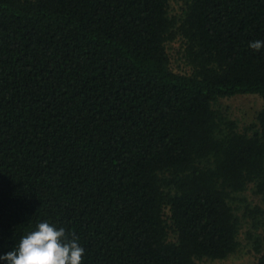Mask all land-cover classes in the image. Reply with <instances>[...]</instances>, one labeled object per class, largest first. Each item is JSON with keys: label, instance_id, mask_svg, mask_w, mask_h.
Masks as SVG:
<instances>
[{"label": "trees", "instance_id": "16d2710c", "mask_svg": "<svg viewBox=\"0 0 264 264\" xmlns=\"http://www.w3.org/2000/svg\"><path fill=\"white\" fill-rule=\"evenodd\" d=\"M257 40L264 0H0V256L48 221L83 264H264Z\"/></svg>", "mask_w": 264, "mask_h": 264}, {"label": "clouds", "instance_id": "9594fccd", "mask_svg": "<svg viewBox=\"0 0 264 264\" xmlns=\"http://www.w3.org/2000/svg\"><path fill=\"white\" fill-rule=\"evenodd\" d=\"M249 47L260 51L264 41L250 42ZM84 254L75 233L69 237L65 228L42 221L21 238L17 248L0 256V260L8 264H83Z\"/></svg>", "mask_w": 264, "mask_h": 264}, {"label": "rangeland", "instance_id": "374dc122", "mask_svg": "<svg viewBox=\"0 0 264 264\" xmlns=\"http://www.w3.org/2000/svg\"><path fill=\"white\" fill-rule=\"evenodd\" d=\"M174 9L177 10V6H174ZM179 46L178 42L171 44L168 46V53L171 57V68L173 71L184 72L187 69L182 64V61H180L178 55L175 54ZM221 105L228 110L230 117L238 123L239 127H244L253 119L258 110L261 109L262 100L256 95H239L222 100ZM246 196L254 203H259V200L251 197L249 192ZM240 240L242 246L236 255L230 256L223 261H207L199 264H255L258 255L246 243L243 234L240 235Z\"/></svg>", "mask_w": 264, "mask_h": 264}]
</instances>
